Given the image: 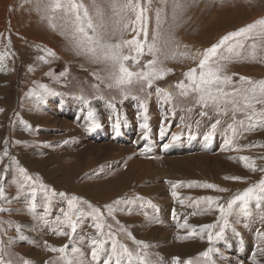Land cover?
<instances>
[{"label":"rangeland","instance_id":"1","mask_svg":"<svg viewBox=\"0 0 264 264\" xmlns=\"http://www.w3.org/2000/svg\"><path fill=\"white\" fill-rule=\"evenodd\" d=\"M75 2L98 44L53 0H0V262L264 264V201L227 203L249 187L263 194L262 26L210 57L230 77L213 85L217 100L179 87L206 49L264 19V0ZM133 38L142 51L123 43ZM117 43L134 74L123 84L102 47Z\"/></svg>","mask_w":264,"mask_h":264},{"label":"snow or ice","instance_id":"2","mask_svg":"<svg viewBox=\"0 0 264 264\" xmlns=\"http://www.w3.org/2000/svg\"><path fill=\"white\" fill-rule=\"evenodd\" d=\"M51 7L53 8V10L56 9H60V8H64L65 12H71L74 14L75 19H74V25H75V31L76 33L82 34L88 41L90 42H94V43H99L98 40H94L93 36H89L88 35V31L87 30H92L93 32H95V28L94 25L91 21V18L88 15V11L87 9H84L83 12V16H81L79 9L84 8L83 4H77L75 2V0H66L65 4H61L60 0H53V3L51 5ZM125 7H129V8H133V10H135V8L139 7V3L137 0V4L133 5L132 0H127V4L125 5ZM176 7H180L179 4L176 5ZM136 19L137 21H139L141 19V13L137 12L136 14ZM256 24H260L261 27V31L264 32V19L259 20L253 24L248 25L246 28H242L239 29L237 32L234 33H229L228 35L224 36L221 38V41L219 44L213 45L211 48L206 49L204 51V58L200 60L199 62V76L196 75L197 70L196 69H190L187 73H185V76L188 78L189 80V84L185 85L183 82H181V84L179 85L180 88L182 89H186V88H192L193 91L196 92H200L201 96L200 99L201 100H205V98H210L212 100H217L218 97L213 96L212 95V91H213V85H217L219 83L222 82H228L230 81V77H223L221 78V76L219 75V69H212L211 66L208 64V61L210 59V57L214 56L216 53V49L224 44L225 41L231 39L232 37H236V36H240L241 34H246L251 32L255 27ZM125 28L128 27L127 24L124 25ZM123 43L125 45H135V50L137 52L142 51V44L141 42H139L138 40H136L135 38H133L132 40H125L123 41ZM102 47H106L107 49H109V53H106V56H109V58L113 59V60H119L121 61L120 63V73L121 75L117 78L116 83L117 84H123L125 82H130V78L134 75L133 73L129 72L123 65L122 61L123 60H127L129 59L128 56H121L118 52L113 51L114 49H119L121 47V45L119 43L117 44H108V45H102ZM154 47V45H149V50L151 51L152 48ZM89 51H95L94 48H89ZM133 59H135V57H133ZM151 63V62H150ZM168 71H171V69H168ZM135 75H140V74H135ZM160 75H163V70L161 71ZM144 78H148L149 74L148 73H144L143 74ZM247 79L246 77H241V80H245ZM149 85L151 84V79L148 80ZM259 87H260V94L264 95V81H259L258 82ZM159 91H163L161 89L157 90ZM216 92L221 93V95H227V93H224L223 90L219 87H217L215 89ZM251 91L253 93H255L256 88L255 86H253V88L251 89ZM185 95H187V91L184 92ZM245 99L247 100L248 97H245ZM264 101H257V103H261ZM248 107H251V104L246 105ZM141 107H144L143 103L141 104ZM94 112L90 111L89 112V116H93ZM203 115V113H202ZM249 119H251V117H249ZM145 127H147V125H144ZM213 128H215V125L212 126ZM229 127H232L231 125H229ZM241 159H247L246 157H241ZM249 167H253V165H248ZM21 171L23 172V169H21ZM233 179H236L235 177ZM205 187H216L215 185H211V184H206L204 185ZM175 187V185H174ZM259 188V192L264 193V180L260 181V184L258 186ZM256 191L257 188L255 187H249L247 188L243 193H241L240 195H238L237 197H235V200H240L243 201L244 204H247V201L249 199L252 198H259L258 196H256ZM3 194V189L0 188V195ZM173 195L175 196L176 193L173 192ZM209 201L211 202L212 198H208ZM76 200V197H73L72 200L69 201V207L72 208L73 205V201ZM232 203H234V201H230L229 202V208H231ZM220 210L222 213H224V208L223 206H220ZM243 210V209H242ZM78 214V213H77ZM65 217L68 218V222L70 223L72 230L75 231V223H73L71 221V218L69 216V213H65ZM97 228H100V225L97 224L96 225ZM206 228H211V225H206L204 226ZM59 234H63V233H59ZM217 236L220 235V233L216 234ZM259 235H264V233H260ZM212 239L211 234H209V240ZM60 251H63V249H60ZM74 251H76L74 249ZM113 252H115V244H113ZM93 258H96L97 255V251L94 248L93 249ZM204 255H207V253H204ZM0 264H2V262H0ZM105 264H108V261H105ZM117 264H119V261H117Z\"/></svg>","mask_w":264,"mask_h":264},{"label":"crops","instance_id":"3","mask_svg":"<svg viewBox=\"0 0 264 264\" xmlns=\"http://www.w3.org/2000/svg\"><path fill=\"white\" fill-rule=\"evenodd\" d=\"M187 140H190V141H192V138H189V139H187ZM190 141H188V142H190ZM27 158H25V161L27 162V163H29V161H27L26 160ZM62 175H64V174H62ZM62 175H60V176H62ZM65 176V175H64ZM66 177V176H65ZM58 180V179H57ZM258 186V185H257ZM231 200H233V201H235V197H234V199H231ZM231 200H229V201H227V203H228V205H229V202L231 201ZM260 200H263L264 201V193L262 194V196H259V198H256V199H254V202H259ZM263 201H262V203H263ZM244 203V202H243ZM262 203L260 204V203H258L257 204V207H261V205H262ZM232 205H233V203H232ZM232 207V206H231ZM232 212V211H231ZM245 212V211H244ZM216 215L217 214H215V217H216ZM233 216V215H232ZM196 220V218H191L190 219V221H195ZM204 233H205V230H204ZM225 233V232H224ZM243 241V240H242ZM239 242H241V241H239ZM243 242H246V241H243ZM228 246V245H227ZM243 247H245L246 248V250H247V247L246 246H243ZM174 253H176V252H174ZM177 254V253H176ZM183 255V254H182Z\"/></svg>","mask_w":264,"mask_h":264},{"label":"bare ground","instance_id":"4","mask_svg":"<svg viewBox=\"0 0 264 264\" xmlns=\"http://www.w3.org/2000/svg\"><path fill=\"white\" fill-rule=\"evenodd\" d=\"M18 46V45H17ZM94 110V109H93ZM145 124V123H144ZM226 124V123H225ZM178 140V139H177ZM167 149V148H166ZM131 170V169H130ZM131 175V174H130ZM143 177V176H142ZM192 204V203H191ZM204 210V209H203ZM201 211V210H200ZM201 213V212H200ZM198 215V214H197ZM199 217V216H198ZM192 218V217H191ZM200 218V217H199ZM170 251V250H169ZM174 252H176L177 253V255H179L180 253L179 252H182V250L181 251H179V249H174L173 250ZM182 255V254H181ZM72 259V258H71Z\"/></svg>","mask_w":264,"mask_h":264}]
</instances>
